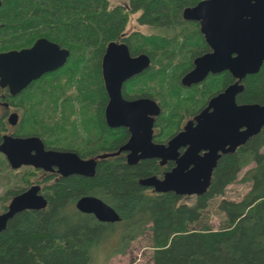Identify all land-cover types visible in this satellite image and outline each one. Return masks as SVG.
<instances>
[{"label":"trees","instance_id":"trees-1","mask_svg":"<svg viewBox=\"0 0 264 264\" xmlns=\"http://www.w3.org/2000/svg\"><path fill=\"white\" fill-rule=\"evenodd\" d=\"M198 1L129 0L128 7H113L110 0H2L0 50L30 46L39 37H48L71 50L62 68L46 74L28 89L26 98L36 99L29 111L41 110L38 114L44 117V108L54 103L63 112L58 121L48 124L54 129L42 124L39 134L49 143L58 141L51 139L54 134L64 136L62 142L68 128L66 109L74 110V100L89 106L102 93L107 102L101 61L106 45L114 40H126L138 51L151 53L152 66L142 73L143 77L137 76L136 83H143L141 88L146 89L152 80V88L147 90L151 89L163 105L157 130L165 126V131H174L176 122L192 115V108L200 106L215 88V77L191 87L181 85V77L192 67L194 57L209 49L200 23L183 16L184 9ZM137 11L140 23L150 24L157 31L125 36L131 14ZM217 78L223 85L233 80L228 71ZM72 82H77L76 90H72ZM244 83L238 95L240 102H264V63L258 72L248 74ZM66 90L68 94H64ZM72 91H76L73 96ZM172 97L175 100L170 102ZM104 127L107 150H117L128 129L111 128L106 123ZM10 129L14 134L23 133L20 123ZM101 145L96 144L95 149ZM263 146L264 127L244 145L223 153L207 191L198 194L193 203L181 201L183 195L173 191H152L139 182L141 177L162 172L163 166L154 158L129 163L124 154L105 157L93 176H65L41 169L38 181L43 183L47 206L21 210L9 219L0 232V264H91V248L103 236L119 227L121 238L129 244L147 226L152 231L154 264H264ZM251 162L255 165L241 179L251 182L250 189L239 200L223 197L219 201L218 208L227 222L213 228L203 220L210 199L223 195L227 185L236 181ZM32 170L23 173L24 182L36 178ZM23 189L11 188L1 200ZM85 194L104 199L117 209L121 219L105 222L79 210L76 202Z\"/></svg>","mask_w":264,"mask_h":264},{"label":"water","instance_id":"water-1","mask_svg":"<svg viewBox=\"0 0 264 264\" xmlns=\"http://www.w3.org/2000/svg\"><path fill=\"white\" fill-rule=\"evenodd\" d=\"M1 3L2 0L0 6ZM183 16L200 22L211 47L195 58L194 67L183 76V83L192 85L210 71L225 69L239 80L214 96L196 121H189L168 143L153 140L154 115L161 111L157 101L151 97L129 100L122 93L124 81L147 68L150 56L146 53L133 56L127 43L111 41L103 60V74L109 94L107 122L110 126L127 125L132 132L129 141L115 153L129 150V163L149 157L161 158L162 163L175 159L176 165L163 177L149 175L139 182L157 192L190 195L207 191L221 152L234 151L264 127V102L237 101V94L243 89L240 81L247 74L258 72L264 63V0H200L187 6ZM69 56L70 49L48 37H39L29 47L0 52V82L9 85L15 94L32 79L65 64ZM17 120L18 114L12 113L10 121ZM181 146H187L182 154ZM0 151L13 167L57 166L65 176H93L97 170L95 158H83L76 151L47 149L38 136L6 134ZM40 190L41 185L34 184L11 199L7 209L0 213V232L17 212L47 206V197ZM76 206L101 221L121 219L117 209L97 195L81 196Z\"/></svg>","mask_w":264,"mask_h":264},{"label":"flooded vegetation","instance_id":"flooded-vegetation-1","mask_svg":"<svg viewBox=\"0 0 264 264\" xmlns=\"http://www.w3.org/2000/svg\"><path fill=\"white\" fill-rule=\"evenodd\" d=\"M193 21H197V20H193ZM200 31H201V25H200ZM129 33L130 32H127L126 30L124 32L125 36H127ZM202 34H203V37L205 39V42L207 43L203 32H202ZM114 41H117V40H114ZM110 42H108V44L106 45V47H105V49L103 51L102 61H101V66H102L101 67V69H102V84H103V86H104V88H105V90L107 92L108 100H107V102L104 101V98H102L103 94L99 93L96 96V98L92 99V107H93L92 110L89 109V107H87L88 105L87 106H81L80 105V106L76 107L77 111L76 110L73 111L71 108L66 109V113H68V117H67L68 128H67V130L65 132V138L62 140V142H61V138L64 137V136H57L56 134H54V137H52L51 139H54V140L56 139L58 141L55 142V143H52L53 141H51L49 143V141L47 142L39 134V132L42 129V124H45V126H49L50 130L54 129L53 126L48 125V124H52V122H50V121H53V122L58 121L60 116H61V114L63 112L61 110H58L55 107V104L52 103V107H45L44 108L45 115H44V117H42L41 114H38L41 110H38V111H29L28 110V109L31 108V105L36 102V99L35 98H31V97H27L28 98L27 99L26 96H29L30 92H28L29 91L28 89L31 87V85L35 81H39L46 74L52 73V72L62 68L68 62L69 58L66 61V63L63 64L62 66H60V67H58V68H56L54 70L47 71V72L43 73L42 75H40L39 77H37L35 79H32L25 87H23L19 92L15 93V94H13L11 92L9 85H2L1 82H0V137H1L0 144L4 140V136L6 134H12V135L23 136V137L38 136L43 141V143L45 145V148H47V149H51L52 148V149L76 151L83 158H95L98 161L97 165H98L99 161L101 159L105 158V157H113V156H117V155H121V154H124L126 156L127 161H128V154L130 152L129 150H121L120 153H115V152L118 151L121 148V146H123L125 143H127L129 141V139L131 138L132 132L130 130V127L127 126V125L110 126L108 124V122H107L106 108H107V104L109 102V94H108V91H107L105 78H104V74H103V60H104V56H105L106 51H107V47H108ZM117 42H120V43L121 42H125V43H127V45L129 46L130 53L133 56L139 55L141 53H146V54H148L150 56V65L147 68H145L143 71H141L139 73L134 74L133 76H131L130 78H128L127 80L124 81L123 86H122V93H123L124 98H127L129 100L136 99V98H139V97H151V98H153V99H155L157 101V103L159 104V106L161 108V111H160V113L154 115L155 116V120H154V128H153V140L155 142L168 143V141L176 133H178L179 131L184 129L185 125L189 121H191V120L196 121V119H195L196 116L205 107L208 106L210 100L214 96H216L220 92L224 91L231 84H233L234 82L239 80L237 77H235L232 74V72L230 70L225 69V70H222L220 72L210 71L209 74L203 80H201V81H199L197 83H193L192 85H185L183 83V81H182L183 76L189 70H191L194 67L195 58L197 56H199V55L211 50L210 45L207 43V45L209 46V49L204 51V52H202V53L197 54L194 57L192 67L189 70H187L183 74V76L181 77V85L184 88L185 87H191L193 85L203 83L204 81H207L211 77H215V78H213L214 81H215V88H213V93L211 95H209L211 92L209 94L207 93V96L204 98V102L200 106H197V107L195 106V107L192 108V111H191V113H193L192 115L188 114L185 117H182L180 119V121L176 122L174 131H172L170 133L168 132V129H167V131H165L166 130L165 126H164L163 129L157 130L158 129L157 125H159L160 115L163 112V105H162L161 101H159V99L157 97H155L151 93V89H149V91L147 90L149 87L152 88V82H150L152 80H149V82L146 84V86H145L146 89L141 88L143 86V83H140V84L136 83L137 79L143 77L142 73L144 71L148 70L152 66V62H153L152 55H151L150 52H147V51H138V48L136 49L133 46V44H130L126 40H120V41H117ZM24 47H29V46H24ZM62 47L70 49L69 47H66V46H62ZM21 48H23V47H21ZM21 48H13V49H21ZM7 50H10V49L0 50V52L7 51ZM70 54H71V50H70ZM225 71H228V72L231 73V75L233 77V80L231 82H229L228 84H226V85L221 84L222 81H221V83L220 82L217 83V81H218L217 80L218 79L217 75L223 74ZM137 76L138 77L140 76V77L138 78ZM246 76L240 81V83L243 84V89L245 87L244 79L246 78ZM133 80H135V81H133ZM134 82H135V84H134ZM243 89L241 91H239V93L237 94V101L239 103H244V102H240L238 100V95L243 91ZM74 92L76 93V91H72V96L75 94ZM64 94H68L67 90L65 91ZM93 101H94V104H93ZM79 103H80V101H79ZM101 107H103V110H101ZM12 113H17L18 114V120H17L16 123H12L10 121V115ZM76 114L78 115V117L81 116L80 120L82 122L83 129L87 130L88 135H84L83 136V134H80L78 131L74 132L75 136L73 135V129L72 128H73V122H76V118L74 117ZM70 119H71V121H70ZM19 123H20V125H23V131H22L23 133L22 134H14L13 132H11L10 128L15 126V125H17V124H19ZM69 123H70V125H69ZM105 123L111 128H119L120 129V128L124 127L126 129H128V135L126 136V138L124 139V142L120 145V147L117 150H107V148H106L107 144H106V138H105V127H104ZM1 129H2V131H1ZM90 130H94L92 136H89V131ZM58 143H60V144H58ZM101 143H102V145L99 148L95 149L96 144L100 145ZM244 144H242V145H244ZM186 148H187V146H181L179 148L180 153L182 154L186 150ZM84 150H89L91 153L87 154L89 151L83 152ZM203 152L204 151H201V153H203ZM226 152H230V150L221 152V155L223 153H226ZM0 155L7 162V164H8L7 166L9 168H13L14 171L16 170V168H20L22 166L29 165L30 169H28V170L30 171V170H32L31 168H33L34 170H32V172L34 171V173H37V175L39 174L40 177L42 176V174H41L42 172L39 171L41 169L44 172H47V173L48 172H53V173H58V174L63 175L62 173H60L58 171L57 166L53 167L52 169L40 168V167H36L34 165H31V164H22L19 167H13L12 164L9 162V160L7 158V155L4 152L0 151ZM149 158L156 159L159 162V164L163 166V169H162L161 173L150 174V175H157L159 177H163L165 172L171 170L177 163L175 159H167L164 163H162L161 162V158H157V157H149ZM142 159H148V158H142ZM142 159H139V160L135 161L134 163H137L138 161H140ZM169 163H173V164H172L171 167L168 168ZM37 175L35 174V176H37ZM70 175H72V174H70ZM66 176H68V175H66ZM147 176H149V175H147ZM34 184H40V183H37L36 179L35 180H30L29 184L24 187L23 191L28 189L30 186H32ZM40 185H41V190L40 191L43 193V191H42L43 184H40ZM145 187H148L152 191H156L153 187H150V186H145ZM9 190H10V188H7L5 190V192H4V194L0 195V199H1V197H4L5 193L6 192L8 193ZM23 191H21V192H23ZM21 192H19V193H21ZM196 195H198V194H196ZM14 196L15 195H13L10 199H12ZM1 201H4V200H1ZM8 205H9V202L4 204V206H6V207L2 210V212L7 209Z\"/></svg>","mask_w":264,"mask_h":264},{"label":"rangeland","instance_id":"rangeland-1","mask_svg":"<svg viewBox=\"0 0 264 264\" xmlns=\"http://www.w3.org/2000/svg\"><path fill=\"white\" fill-rule=\"evenodd\" d=\"M110 5L113 7L116 5H123L125 7H128L129 0H110ZM139 14V11L133 12L131 14L130 20L126 27L127 32L150 33L153 31H157V28L153 27L150 24L140 23V21L138 20ZM71 85L72 90L77 89V82H72ZM174 100L175 97L169 99L170 102ZM73 105L74 110H76V107L80 106V103L78 100H74ZM87 107H89V109L91 110L93 108L92 104ZM74 117L76 118V122H73V135L76 131H78L80 134H83V136L88 135L87 130L83 129L82 122L80 120L81 116L78 117V115L76 114ZM93 131L94 130L89 131V136H92ZM262 150L264 151V146L262 147ZM7 165V162L0 155V195L4 194L7 188L11 189L17 187H25L29 184L27 182H24L22 178L23 172L30 169L29 165L16 168V170L13 172H11L12 168H9ZM254 165L255 162H251L249 165L244 167L239 172L238 179L227 185L226 191L223 195L214 196L210 199L208 207L204 210L203 220L208 221L213 228L218 229L222 227L225 222H227L225 213L218 208L219 201L223 197L239 200L250 189L251 182L242 181L241 179L245 171L249 167ZM35 179L37 183L43 184L40 181H37L39 179L41 180L39 174L32 180ZM196 197V194L183 195L181 201L193 203L196 200ZM10 200V198L8 200L5 199V201H1L0 199V212H2V206L5 203H10ZM151 234L152 231L147 226L144 233L139 234L137 237L133 238L129 244H126L125 240L121 238L120 228L118 227L113 234L106 237L103 236L104 239L93 245V247L91 248V264H154V247L152 246ZM123 247L125 250L123 252H120Z\"/></svg>","mask_w":264,"mask_h":264}]
</instances>
